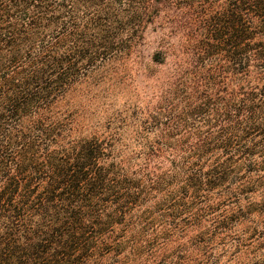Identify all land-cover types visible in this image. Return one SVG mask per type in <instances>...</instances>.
Returning a JSON list of instances; mask_svg holds the SVG:
<instances>
[{
  "label": "trees",
  "instance_id": "obj_1",
  "mask_svg": "<svg viewBox=\"0 0 264 264\" xmlns=\"http://www.w3.org/2000/svg\"><path fill=\"white\" fill-rule=\"evenodd\" d=\"M0 264H264V0H0Z\"/></svg>",
  "mask_w": 264,
  "mask_h": 264
}]
</instances>
